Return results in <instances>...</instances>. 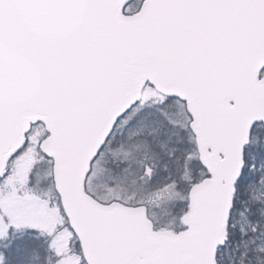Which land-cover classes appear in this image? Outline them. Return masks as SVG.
Returning a JSON list of instances; mask_svg holds the SVG:
<instances>
[{
  "label": "snow or ice",
  "instance_id": "obj_1",
  "mask_svg": "<svg viewBox=\"0 0 264 264\" xmlns=\"http://www.w3.org/2000/svg\"><path fill=\"white\" fill-rule=\"evenodd\" d=\"M0 264H264V0H0Z\"/></svg>",
  "mask_w": 264,
  "mask_h": 264
}]
</instances>
